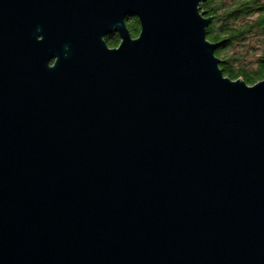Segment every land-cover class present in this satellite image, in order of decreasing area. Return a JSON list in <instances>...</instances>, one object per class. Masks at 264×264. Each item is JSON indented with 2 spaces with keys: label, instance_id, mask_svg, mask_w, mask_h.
I'll use <instances>...</instances> for the list:
<instances>
[{
  "label": "water",
  "instance_id": "water-1",
  "mask_svg": "<svg viewBox=\"0 0 264 264\" xmlns=\"http://www.w3.org/2000/svg\"><path fill=\"white\" fill-rule=\"evenodd\" d=\"M203 1L0 0V264H264V79Z\"/></svg>",
  "mask_w": 264,
  "mask_h": 264
},
{
  "label": "trees",
  "instance_id": "trees-1",
  "mask_svg": "<svg viewBox=\"0 0 264 264\" xmlns=\"http://www.w3.org/2000/svg\"><path fill=\"white\" fill-rule=\"evenodd\" d=\"M200 11L210 17L206 39L218 44L219 68L232 80L246 84L264 79V0H205ZM131 37L139 33L136 19L125 20ZM108 47L119 43L117 34L104 38Z\"/></svg>",
  "mask_w": 264,
  "mask_h": 264
},
{
  "label": "flooded vegetation",
  "instance_id": "flooded-vegetation-1",
  "mask_svg": "<svg viewBox=\"0 0 264 264\" xmlns=\"http://www.w3.org/2000/svg\"><path fill=\"white\" fill-rule=\"evenodd\" d=\"M126 19H128V18H125V19H124V24H125V20H126ZM125 25H126V24H125ZM126 28H127V27H126ZM110 34H117V33H115V32H110L109 34H107L106 36H104V38L107 37V36L110 35ZM117 35H118V34H117ZM118 37H119V35H118ZM133 38H135V37H133ZM104 41H105V40H104ZM119 41H120V38H119ZM105 43H106V42H105ZM115 47H116V46H115ZM109 48H114V47H109Z\"/></svg>",
  "mask_w": 264,
  "mask_h": 264
}]
</instances>
